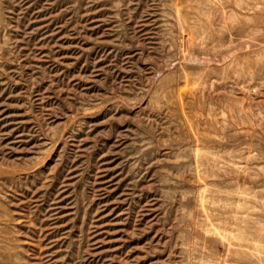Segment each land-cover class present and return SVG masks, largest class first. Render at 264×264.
Here are the masks:
<instances>
[{"label": "rangeland", "instance_id": "1", "mask_svg": "<svg viewBox=\"0 0 264 264\" xmlns=\"http://www.w3.org/2000/svg\"><path fill=\"white\" fill-rule=\"evenodd\" d=\"M0 264H264V0H0Z\"/></svg>", "mask_w": 264, "mask_h": 264}]
</instances>
